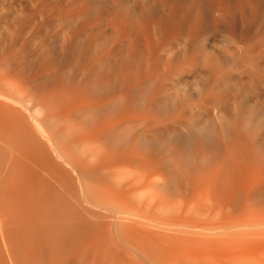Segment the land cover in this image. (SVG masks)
Instances as JSON below:
<instances>
[{
	"label": "bare ground",
	"instance_id": "bare-ground-1",
	"mask_svg": "<svg viewBox=\"0 0 264 264\" xmlns=\"http://www.w3.org/2000/svg\"><path fill=\"white\" fill-rule=\"evenodd\" d=\"M32 2L0 31V264H264L261 129L245 139L247 159L235 144L219 154L189 121L199 152L188 172L174 156L171 170L146 164L132 134L153 127L100 118L89 97L99 84L111 87L106 105L121 99L129 75L97 44L104 19L120 35V1ZM59 35L68 54L81 38L82 56L56 58L48 44ZM222 78L211 73L210 87Z\"/></svg>",
	"mask_w": 264,
	"mask_h": 264
},
{
	"label": "rangeland",
	"instance_id": "rangeland-1",
	"mask_svg": "<svg viewBox=\"0 0 264 264\" xmlns=\"http://www.w3.org/2000/svg\"><path fill=\"white\" fill-rule=\"evenodd\" d=\"M119 1L120 35L115 37L104 19L106 32L97 44L105 42L111 51L108 64L126 63L129 75L121 83V99L109 105L111 87L88 86L89 97L98 103L95 115L143 117L153 131L134 127L138 151L146 164L165 169L171 170L172 156L184 171L192 167L199 152L195 125L210 130L206 138L215 137L219 154L235 144L231 153L238 150L250 158L253 150L245 139L256 128L264 149V0ZM24 5L33 8L32 0H0V31L11 26L5 17L17 15ZM62 39L59 35L48 44L56 58L82 56L81 38L71 54L62 50ZM218 69L223 78L210 87V74ZM157 155L161 159L150 158ZM247 159L238 161L239 171H246Z\"/></svg>",
	"mask_w": 264,
	"mask_h": 264
}]
</instances>
